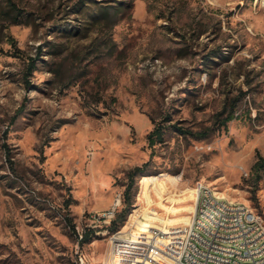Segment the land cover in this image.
<instances>
[{
  "label": "rangeland",
  "instance_id": "obj_1",
  "mask_svg": "<svg viewBox=\"0 0 264 264\" xmlns=\"http://www.w3.org/2000/svg\"><path fill=\"white\" fill-rule=\"evenodd\" d=\"M15 1L30 23L0 27V264H115L112 229L77 245L68 224L85 230L145 163L121 230L141 207L150 235L198 182L264 222V0ZM159 177L171 191L147 205Z\"/></svg>",
  "mask_w": 264,
  "mask_h": 264
},
{
  "label": "built area",
  "instance_id": "obj_2",
  "mask_svg": "<svg viewBox=\"0 0 264 264\" xmlns=\"http://www.w3.org/2000/svg\"><path fill=\"white\" fill-rule=\"evenodd\" d=\"M192 194L190 221L169 226L167 233L151 229L144 245L125 264H264V222L259 215L243 203L225 200L201 182L197 183ZM202 197H216V205L201 207ZM122 201V193L117 194L116 205L89 214L85 230L75 227L72 233L77 245L86 230L104 227L107 232L122 208ZM213 210H220L221 217H228V226L220 227L219 220L204 234L194 235L197 220ZM124 233L120 228L110 239L115 264H118L121 246L130 240V234ZM206 235H216L217 244H208ZM79 260L80 264H88L82 257Z\"/></svg>",
  "mask_w": 264,
  "mask_h": 264
},
{
  "label": "bare ground",
  "instance_id": "obj_3",
  "mask_svg": "<svg viewBox=\"0 0 264 264\" xmlns=\"http://www.w3.org/2000/svg\"><path fill=\"white\" fill-rule=\"evenodd\" d=\"M261 2L263 7L264 1ZM160 177H166V176L161 175ZM160 177L158 178V182H154L153 180L150 179H146L144 182V186H145L144 202L147 203V205H152L153 198L157 191L163 193L162 194L163 196L165 195V192L171 191V190L169 191V187L166 181H161ZM169 180L173 186H176V184L178 183L176 177L169 178ZM187 200L193 201L194 200L193 194H191L187 198ZM116 202L112 206L116 205ZM159 205L161 207V210L167 215V217H164L162 222L157 223V224H162L163 226L160 227L157 226L156 224L155 229H160L163 231V230H167L166 225L168 224L181 225L184 224L185 222L188 223L190 221V219L187 220L184 216L176 217V215L182 212L186 213L189 211V209L193 211V206H191L190 208H187L185 206H183L182 208L180 207L175 208L171 206H166L162 203ZM212 205H216V197H202L201 207H211ZM140 209L141 207L139 209H136L130 215L129 220H127L128 221L127 225H129L130 228L123 230V232L128 231L132 228L129 232L130 240L127 242V244L121 246L120 252L118 254V264H125L128 262V259H132V254L137 253V249L141 248V246L144 245L145 238L148 237L149 235V229L147 228L148 227L147 223L149 222L150 219L148 215L149 210L145 211L142 214V217L138 219L137 213L139 212ZM219 220H220V227L228 226V217H221L220 210H213L211 212L206 213L204 217H200L197 220L196 227L194 228V235L204 234L205 230H208L210 226H216ZM206 242H208V244H217L216 235H206Z\"/></svg>",
  "mask_w": 264,
  "mask_h": 264
},
{
  "label": "trees",
  "instance_id": "obj_4",
  "mask_svg": "<svg viewBox=\"0 0 264 264\" xmlns=\"http://www.w3.org/2000/svg\"><path fill=\"white\" fill-rule=\"evenodd\" d=\"M85 3L83 0H77L76 6L81 7ZM107 8V7H106ZM78 9V8H77ZM79 10V9H78ZM109 12H103V16H108ZM30 15H26L22 7H20L19 2L15 0H0V27L2 30H6L11 25H20V24H29ZM29 73L35 70V65L31 64L29 68ZM163 128L160 125H157L153 130L148 134L147 140L149 146H153L156 143L162 142L163 139ZM147 163L142 166H136L130 169L127 173V184L125 186V191L123 193V207L118 212L117 217L112 221L109 229H112L113 232L117 231L120 228H117V224L125 221L127 215L131 212L132 206V197L131 192L135 179L137 177L145 176L147 173L146 169ZM252 171L256 177L255 180L259 181L264 173V156L259 155L257 161L252 166ZM69 207V203H66V209ZM70 221V220H69ZM72 231L75 230L74 225H70ZM95 230H86L83 234V238L80 241V245L90 243L94 237Z\"/></svg>",
  "mask_w": 264,
  "mask_h": 264
}]
</instances>
